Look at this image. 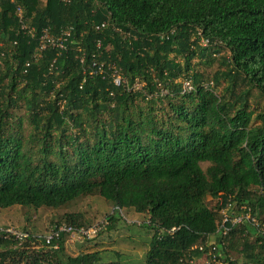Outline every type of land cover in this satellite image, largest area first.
I'll list each match as a JSON object with an SVG mask.
<instances>
[{
  "label": "trees",
  "instance_id": "16d2710c",
  "mask_svg": "<svg viewBox=\"0 0 264 264\" xmlns=\"http://www.w3.org/2000/svg\"><path fill=\"white\" fill-rule=\"evenodd\" d=\"M93 193L147 213L142 264H264V0H0V209ZM58 243L0 264H121Z\"/></svg>",
  "mask_w": 264,
  "mask_h": 264
},
{
  "label": "rangeland",
  "instance_id": "374dc122",
  "mask_svg": "<svg viewBox=\"0 0 264 264\" xmlns=\"http://www.w3.org/2000/svg\"><path fill=\"white\" fill-rule=\"evenodd\" d=\"M208 51L210 54L213 53L212 48H208ZM215 53L216 60L212 64L210 72L204 70V74H210L213 70L220 72L225 69L220 64V57L222 55L226 57V51ZM203 67L206 66L203 65ZM207 80L209 81L211 78L209 77ZM135 85L140 87L141 83L137 82ZM213 85H215L214 82ZM214 89L220 90L221 84H218ZM249 102L253 104L254 97H250ZM207 164H201L203 169ZM208 201L209 204H212L214 199L208 198ZM68 213H80L83 227H89L95 223H100L102 227L97 234L88 239H78L69 234L64 235L63 245L66 253L75 255L79 252L100 250L102 261L106 263L112 261L121 264L143 263L152 235V230L143 225L147 223V213L137 212L133 208L117 207L97 193L82 196L59 208L44 206L35 208L22 205L2 208L0 209V224L15 226L25 229L33 235L42 236L55 225L68 224L65 220ZM110 216L112 217L110 218ZM214 240L215 234L210 237L211 242ZM37 243L31 242L28 243V246L37 248ZM198 260L202 262L204 257Z\"/></svg>",
  "mask_w": 264,
  "mask_h": 264
},
{
  "label": "built area",
  "instance_id": "2783aa9c",
  "mask_svg": "<svg viewBox=\"0 0 264 264\" xmlns=\"http://www.w3.org/2000/svg\"><path fill=\"white\" fill-rule=\"evenodd\" d=\"M17 11L20 14L21 9L19 6L17 7ZM62 37L63 35L54 39V37L50 36L49 33L45 30L41 35V47L43 48L47 43L61 45ZM203 41L204 43L207 42L206 40H203ZM111 77H112L113 82L116 85L120 84L121 77L116 70H114L111 73ZM211 84H212L211 82L208 83V85H211ZM191 88H192V85L189 81L183 82L184 90H189ZM221 210H222V222L219 227V230L222 233H225L227 231V225L225 224L227 221H230L232 224L241 222L242 220H248L250 222L254 221V218L248 212L229 216V214L227 213L226 207L222 208ZM101 227L102 226L100 223H95L89 227H83V226L77 227V226L70 225V224H60V225H55L54 227H52V229L47 234L38 236V235H33L29 231L22 229V228L0 224V235H2L4 238H8V239H12L16 241L17 244L23 243L29 236H32V237H35L37 240L43 239L44 243L49 247L57 248L58 241L61 235L64 236V235L69 234L78 239H88L92 237L93 235L97 234V232L101 229ZM173 229L174 228H172L171 231Z\"/></svg>",
  "mask_w": 264,
  "mask_h": 264
},
{
  "label": "bare ground",
  "instance_id": "6f19581e",
  "mask_svg": "<svg viewBox=\"0 0 264 264\" xmlns=\"http://www.w3.org/2000/svg\"><path fill=\"white\" fill-rule=\"evenodd\" d=\"M58 245H59V243H58Z\"/></svg>",
  "mask_w": 264,
  "mask_h": 264
}]
</instances>
